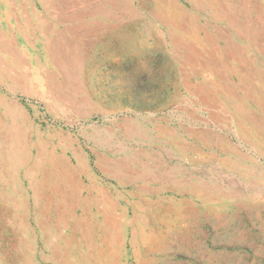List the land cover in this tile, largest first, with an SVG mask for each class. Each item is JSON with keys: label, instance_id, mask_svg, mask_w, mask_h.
<instances>
[{"label": "rangeland", "instance_id": "obj_1", "mask_svg": "<svg viewBox=\"0 0 264 264\" xmlns=\"http://www.w3.org/2000/svg\"><path fill=\"white\" fill-rule=\"evenodd\" d=\"M103 242L264 264V0H0V264Z\"/></svg>", "mask_w": 264, "mask_h": 264}, {"label": "bare ground", "instance_id": "obj_2", "mask_svg": "<svg viewBox=\"0 0 264 264\" xmlns=\"http://www.w3.org/2000/svg\"><path fill=\"white\" fill-rule=\"evenodd\" d=\"M72 10V9H71ZM16 106V105H15ZM15 123V122H14ZM11 129V128H10ZM7 132H11V130L10 131H7ZM9 135V134H8ZM41 160V159H40ZM47 163V162H46ZM37 164H39V163H37ZM51 164V163H50ZM52 165V164H51ZM51 167V166H50ZM52 167H53V171H55V168H54V166L52 165ZM75 171V170H74ZM76 172V171H75ZM76 174V173H75ZM74 175V174H73ZM77 176V175H76ZM95 179V178H94ZM45 181H47V180H45ZM66 183V182H65ZM54 184V183H53ZM52 186H54V185H52ZM67 186V185H66ZM95 186V185H94ZM57 187V186H56ZM44 188V187H43ZM63 189V188H62ZM54 190H55V188H54ZM58 192L59 193H61V195H62V199H64V200H70L71 198H72V196H73V194L74 193H76L75 192V190L72 188V189H70V191L71 192H69V194H68V191L67 190H65V192L67 193L66 195H64V193H62V190L60 189V188H58ZM99 190V189H98ZM77 191V190H76ZM97 191V190H96ZM54 193V192H53ZM79 193V192H78ZM49 194V193H48ZM98 194L99 195H102V196H106L105 195V193L104 192H100V191H98ZM65 196H67L66 198H65ZM89 196V195H88ZM88 196H87V198H88ZM47 197V196H46ZM52 197V196H51ZM64 197V198H63ZM43 198V197H42ZM109 198V197H108ZM46 199V198H45ZM94 199H96V198H94ZM48 200V199H47ZM76 200V199H75ZM51 201V200H50ZM65 202V201H64ZM92 203L93 202H95L93 199H92V201H91ZM101 202H107L108 203V200L106 201V197H103L102 199H99V204L101 203ZM71 203V202H70ZM65 204H66V202H65ZM86 204V203H85ZM90 204V203H89ZM114 204V203H113ZM113 204H110L109 203V205L111 206V207H107V210H105V213H104V221H103V225L107 228V229H113V227L115 226V224L117 223V221H118V217H121V213H119L118 212V210H117V207H116V205L114 206ZM86 205H88V204H86ZM102 205H105V204H102ZM69 206V205H68ZM113 207V208H112ZM96 208V207H95ZM118 214V215H117ZM118 216V217H117ZM102 217V216H101ZM103 220V219H102ZM87 222V221H86ZM81 224V223H80ZM82 224H84V223H82ZM80 226V225H79ZM93 226H94V224H93ZM103 226V227H104ZM83 227V226H82ZM85 227H87V226H85ZM90 229H92V228H90ZM106 231V230H105ZM104 231V232H105ZM103 237V236H102ZM82 239V238H81ZM111 239H113V238H111ZM112 242V241H111ZM104 244L105 243H107L106 244V248H104L103 246H102V249H96L95 247V251L91 254V255H87V257H85L84 259L82 258L81 260H82V262H80L81 264L82 263H85V264H116V257H115V255H114V251L112 250H110L111 249V246L112 245H110V243L109 242H103ZM115 243V242H114ZM103 245V244H102ZM93 246V245H92ZM87 253V252H86ZM115 253H117L116 251H115ZM118 254V253H117ZM118 257V256H117Z\"/></svg>", "mask_w": 264, "mask_h": 264}]
</instances>
